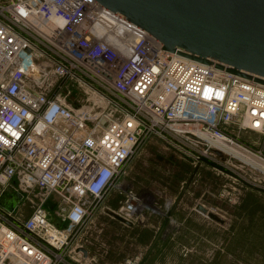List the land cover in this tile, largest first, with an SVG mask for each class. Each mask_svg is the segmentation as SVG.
Masks as SVG:
<instances>
[{"label":"built area","instance_id":"built-area-1","mask_svg":"<svg viewBox=\"0 0 264 264\" xmlns=\"http://www.w3.org/2000/svg\"><path fill=\"white\" fill-rule=\"evenodd\" d=\"M162 48L96 0H0V195L13 185L34 208L0 206V264H91L79 233L153 136L264 187L261 165L211 143L264 163L242 139L264 135V85ZM67 80L92 103L58 94ZM142 209L128 192L117 213Z\"/></svg>","mask_w":264,"mask_h":264},{"label":"rangeland","instance_id":"rangeland-1","mask_svg":"<svg viewBox=\"0 0 264 264\" xmlns=\"http://www.w3.org/2000/svg\"><path fill=\"white\" fill-rule=\"evenodd\" d=\"M58 91L71 105L92 103V94L76 80H67ZM242 139L264 153V135L244 132ZM226 172L153 136L81 230L78 244L91 264H264V187ZM128 192L143 206L131 226L106 211L119 213ZM55 204L47 207L53 221ZM199 205L224 223L199 211ZM33 210L23 200L14 212L25 220Z\"/></svg>","mask_w":264,"mask_h":264},{"label":"water","instance_id":"water-1","mask_svg":"<svg viewBox=\"0 0 264 264\" xmlns=\"http://www.w3.org/2000/svg\"><path fill=\"white\" fill-rule=\"evenodd\" d=\"M96 1L159 40L161 50L264 85V0ZM22 200L23 195L10 185L0 195V206L14 212ZM198 210L224 223L204 206ZM106 211L129 226L140 214L128 220Z\"/></svg>","mask_w":264,"mask_h":264},{"label":"bare ground","instance_id":"bare-ground-1","mask_svg":"<svg viewBox=\"0 0 264 264\" xmlns=\"http://www.w3.org/2000/svg\"><path fill=\"white\" fill-rule=\"evenodd\" d=\"M211 143L215 144L217 147L222 148L223 150L227 151L229 154H231L237 158H240L242 160H245V161H248L251 163H257V164L261 165L262 170L264 171V163L260 162L258 159L257 160L254 159L253 157H251L250 154H246L245 152H243L239 148H237L233 145L226 144V143L221 142V141H211Z\"/></svg>","mask_w":264,"mask_h":264}]
</instances>
